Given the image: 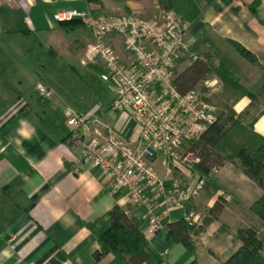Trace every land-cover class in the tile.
I'll use <instances>...</instances> for the list:
<instances>
[{
  "label": "crops",
  "instance_id": "obj_1",
  "mask_svg": "<svg viewBox=\"0 0 264 264\" xmlns=\"http://www.w3.org/2000/svg\"><path fill=\"white\" fill-rule=\"evenodd\" d=\"M252 2L0 0V264H125L113 253L97 258L101 249L97 236L108 228V212L116 205L141 222V231L164 258L161 264H187L193 259L200 264H222L242 245L235 237L238 227L220 232L223 220L228 211L233 212L232 218H244L264 191L237 165L225 161L215 166L216 173L213 167L212 178L220 189L206 180L184 206H172L163 197L157 198L163 213L162 226L148 234L143 206L128 204L126 191H115L108 175L81 162L82 138L71 134L67 124L66 112L73 110L64 107V94L44 80L52 96L48 100L39 96L36 84L41 79H37L34 64L39 62L37 39L47 70L49 61L58 63L74 52L81 55V65L102 72L100 58L87 61L95 42L91 28L80 19L56 22L53 14L59 10L75 8L98 16L136 12L150 18L158 14L161 6L173 8L189 24L185 40L190 50L177 59L176 77L197 58L204 60L211 72L194 88L212 80L214 88L205 84L208 94L204 93L224 112L221 121L226 125L236 121L254 124L255 132L264 135V0H260L257 13L250 8ZM107 40L129 60L122 36L110 34ZM238 44L249 50L256 62L241 54ZM220 64L253 95L222 82L213 70ZM110 103L100 102L87 115L100 116L113 133L136 141V123L125 113L111 109ZM229 109L233 114H228ZM108 128H103L106 135ZM191 144L182 146L183 154H194ZM153 165L168 187L177 181L182 188H190L200 178L196 170L183 164L166 163L163 155H158ZM219 197L226 200L219 219L200 234L191 231L194 251L170 234L169 223L185 219L188 206L205 217Z\"/></svg>",
  "mask_w": 264,
  "mask_h": 264
},
{
  "label": "built area",
  "instance_id": "obj_2",
  "mask_svg": "<svg viewBox=\"0 0 264 264\" xmlns=\"http://www.w3.org/2000/svg\"><path fill=\"white\" fill-rule=\"evenodd\" d=\"M53 18L58 23L80 19L91 28L95 42L87 61L102 60V77L114 93L109 107L125 113L139 129L137 140L128 141L105 126L100 116L68 110L71 134L82 138L81 162L108 175L115 191H126L128 204L143 206L146 233L154 234L160 230L163 218L156 199L163 197L172 206H184L206 182L200 177L190 188H182L177 181L168 187L154 167V159L163 155L166 163L172 161L195 170L199 158L183 154L181 148L199 141L218 120V108L209 95L199 88L182 92L175 82L176 61L182 52L190 50L185 40L189 24L175 9L162 6L150 18L136 12L98 16L75 8L59 10ZM110 34L122 36L129 60L107 40ZM205 84L214 88L212 80ZM36 89L42 98H51V90L42 81ZM103 128H108V135ZM217 171L215 167L213 172ZM185 219L191 225L201 224L200 215L192 211Z\"/></svg>",
  "mask_w": 264,
  "mask_h": 264
},
{
  "label": "trees",
  "instance_id": "obj_3",
  "mask_svg": "<svg viewBox=\"0 0 264 264\" xmlns=\"http://www.w3.org/2000/svg\"><path fill=\"white\" fill-rule=\"evenodd\" d=\"M259 3L260 0H253L250 5L254 13H257ZM40 45V41L36 39L35 49L39 54L41 53ZM237 49L246 58L256 62L255 56L245 47L238 44ZM213 70L225 84L237 88L243 94L253 95L223 64L214 66ZM210 72L211 67L204 60L197 58L191 66L177 75L175 82L180 91L187 92ZM223 113L217 110V122L199 141L191 144V151L200 158L194 165L195 170L201 178L211 181L215 189H220V186L213 181L212 169L229 161L237 165L264 191V135L255 132L254 124L244 125L236 121L226 125L224 121H221ZM228 114L231 115L233 112L229 109ZM225 205L226 200L219 197L209 210L208 217L199 226L191 225L186 219L169 223L170 234L187 249L194 251L191 231L195 234L205 231L210 223L219 219ZM192 209L188 206L187 212L190 213ZM249 210L257 217L259 228L250 224L238 228L235 236L242 245L222 264H264V192L249 207ZM108 217V228L97 236L101 246L97 258L113 253L125 264H161L163 262L162 255L149 243L141 231V222L130 216L127 209L116 205L108 212ZM229 231L224 225L220 228L221 233ZM187 264L200 263L197 259H193Z\"/></svg>",
  "mask_w": 264,
  "mask_h": 264
},
{
  "label": "rangeland",
  "instance_id": "obj_4",
  "mask_svg": "<svg viewBox=\"0 0 264 264\" xmlns=\"http://www.w3.org/2000/svg\"><path fill=\"white\" fill-rule=\"evenodd\" d=\"M0 55H2L1 49ZM37 56L39 62L34 64V68L38 72L37 79H41L40 81H42L43 83L45 81L50 85H54L64 94L66 99L64 107H69L78 114L87 115L90 111L95 109L100 102H102L104 105H107L111 102L114 95L109 86L110 83L103 79L102 72L98 69L96 70V68L92 66L85 67L81 65V55L79 53L74 55L73 52L70 58L68 57V55L63 59V61L59 60L58 63L49 61L48 70L46 68L47 62L45 60L44 54L40 53L37 54ZM199 89L203 93H207L208 90V88L205 86V83L199 86ZM169 164H173V166L177 165L172 161L171 163L169 162ZM191 211L195 212L196 214L199 213L197 212V209H192ZM245 214L246 216H243L244 218H232L233 212L228 211L222 225L226 226L230 231L231 226H233V228H240V226L242 227V225L246 226L248 224L259 228V224L256 220L257 217L254 215V213L249 210ZM207 217L208 215H206L205 217H201V224ZM238 220H240L241 223H238Z\"/></svg>",
  "mask_w": 264,
  "mask_h": 264
}]
</instances>
